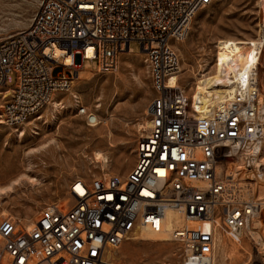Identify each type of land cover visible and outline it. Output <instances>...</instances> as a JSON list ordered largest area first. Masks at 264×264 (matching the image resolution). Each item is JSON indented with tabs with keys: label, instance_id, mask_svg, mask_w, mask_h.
I'll use <instances>...</instances> for the list:
<instances>
[{
	"label": "built area",
	"instance_id": "2783aa9c",
	"mask_svg": "<svg viewBox=\"0 0 264 264\" xmlns=\"http://www.w3.org/2000/svg\"><path fill=\"white\" fill-rule=\"evenodd\" d=\"M215 1L42 0L29 29L0 41V92L11 91L0 116L10 129L68 92L84 62L115 73L120 56L134 53L131 42L146 56L154 92L145 113L151 126L137 141L132 170L73 180L67 204L46 205L32 224L1 220L0 264H117L115 253L143 229L164 231L169 211L183 219L170 233L181 264H214L217 231L245 238L264 206L227 171L239 157L257 160L263 151L264 45L250 90L212 120L193 108L195 77L168 85L180 67L174 45ZM61 64L74 76L53 77ZM253 251L254 264H264V240L255 239Z\"/></svg>",
	"mask_w": 264,
	"mask_h": 264
},
{
	"label": "rangeland",
	"instance_id": "374dc122",
	"mask_svg": "<svg viewBox=\"0 0 264 264\" xmlns=\"http://www.w3.org/2000/svg\"><path fill=\"white\" fill-rule=\"evenodd\" d=\"M40 1L0 0V41L27 29ZM260 2L216 0L196 16L189 36L174 45L183 68L179 75L182 85L198 77V71L207 64H210L208 71H213L220 38L257 37L264 22ZM130 48L134 53H123L118 70L112 74L98 72L95 63L84 62L72 88L55 98L60 104L58 107L47 106L18 129L0 124V188L22 175L36 181L35 187L13 188L0 195V221L6 218L3 214L22 222L33 221L46 205L67 203L65 196L73 180H88L95 174L126 176L132 170L137 141L144 134L140 126L147 122L145 113L154 92L149 64L140 53V44L131 42ZM64 74L74 76L62 64L52 71L55 78ZM202 98L196 85L195 109ZM83 110L87 113L82 114ZM90 114L99 118L98 127H89ZM97 154L106 163L97 161ZM257 185L260 197L264 194V179L257 177ZM254 222L255 229L264 235V209L260 219ZM260 232H251V236L256 238ZM251 236L243 239L217 231L214 264H254L255 238ZM167 240L165 234L155 236L142 231L137 238L122 245L115 253V260L117 264H181L180 245Z\"/></svg>",
	"mask_w": 264,
	"mask_h": 264
},
{
	"label": "bare ground",
	"instance_id": "6f19581e",
	"mask_svg": "<svg viewBox=\"0 0 264 264\" xmlns=\"http://www.w3.org/2000/svg\"><path fill=\"white\" fill-rule=\"evenodd\" d=\"M260 6L264 10V0H261ZM29 27L27 29H29ZM263 45H264L263 25L261 26V29L259 30L256 38L237 39L234 37H223L217 41L216 53L213 59V71L212 72L208 71V67H210V64H207L206 67L204 66L201 67V70L198 71L197 74L198 77H196L198 78L196 81L197 89L203 95V98L201 99L200 103L197 104L196 109L194 107L193 108L198 112V117L200 119L203 120L214 119L217 111L226 108L230 104V102H232L235 99L238 93L245 94L250 90V79L257 69V65L260 60V55L262 52ZM60 54L61 52L56 48L54 50V56L58 57ZM72 64H73L72 58L67 57L65 59V65L71 66ZM182 71L183 68L180 64L179 72L176 75L170 77L168 81L169 86L173 87L176 85L177 81L179 80V75L182 73ZM6 91L7 92H2V91L0 92V97H2V101L6 100L11 93L9 89H7ZM49 105L51 107L56 108L60 104L56 103L54 98ZM192 105H193V101H192ZM262 112L264 115V100L262 103ZM86 113H87L86 110L82 111V114H86ZM40 119L41 117L36 119L35 121H39ZM87 121L89 122V127L92 128H96L101 124L99 118L93 114L89 115ZM104 123L106 124V126L108 125L107 122ZM0 124L4 125L1 116H0ZM150 126L151 123L147 119L145 125L140 126V128H143L144 132H146ZM19 132L20 131H15V133H19ZM23 136L24 133H21L20 137ZM263 156H264V146H263L262 154L259 159L253 160V159H243L242 157H239L236 160V163L230 166L227 171V174L234 181L239 182L241 185L250 188L251 194L249 195L248 193V196H250L255 201L259 202L261 206L264 205V194L262 190L261 194L263 195L259 197L260 189L257 185V177H259L260 179L262 178V180L264 179V170H263L264 158L261 159ZM95 158L97 161L106 163L105 158L100 154H97ZM103 175L108 176L111 174H103ZM35 185H36V181L33 178L28 177L27 175H22L19 178L11 181L8 184V186L4 188L3 187L0 188V195L1 194L4 195V193L7 190H12L13 188H19L22 186L35 187ZM61 203L63 205L67 204L65 202H61ZM3 215L6 218H13L10 217V215L8 214H3ZM33 222L34 220L28 222H22V223L32 224ZM165 223H166L165 229L159 235H163V234L167 235L168 236L167 241H170V233L174 228L180 227L182 225L183 219L176 212L169 211L166 213ZM254 223L255 222H253L251 227H249V229L247 230L246 236L248 235L251 236V232H256V233L260 232V229L257 230L255 229L257 227L256 226L257 224ZM253 224L255 225V227L253 226ZM142 231L149 232L155 236L157 235L148 229H143ZM260 233H261L260 235L256 234V238L253 236L251 237L255 239L264 240L263 231ZM234 237L243 238L241 235ZM114 259H115V255H114Z\"/></svg>",
	"mask_w": 264,
	"mask_h": 264
}]
</instances>
